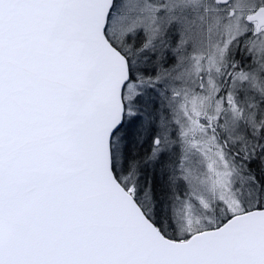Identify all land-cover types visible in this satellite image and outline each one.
Returning a JSON list of instances; mask_svg holds the SVG:
<instances>
[{"label":"snow or ice","instance_id":"1","mask_svg":"<svg viewBox=\"0 0 264 264\" xmlns=\"http://www.w3.org/2000/svg\"><path fill=\"white\" fill-rule=\"evenodd\" d=\"M0 264H264V0H0Z\"/></svg>","mask_w":264,"mask_h":264}]
</instances>
